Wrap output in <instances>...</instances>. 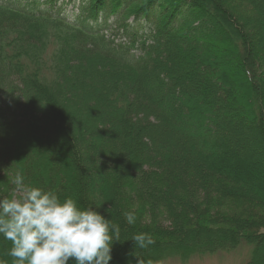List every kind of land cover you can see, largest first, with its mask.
<instances>
[{
  "label": "trees",
  "instance_id": "trees-1",
  "mask_svg": "<svg viewBox=\"0 0 264 264\" xmlns=\"http://www.w3.org/2000/svg\"><path fill=\"white\" fill-rule=\"evenodd\" d=\"M124 1L127 5L114 6L121 15L131 3ZM246 1L255 13L257 40L216 0H144L134 14L152 28L120 41L99 27L98 11L68 21L0 3V198H11L4 180L20 172L26 185L94 207L120 225L109 264L151 258L157 245L162 255H171L170 249L212 252L242 241L264 243V233L255 232L264 227V187L239 178L240 164L230 171L224 158L230 140L219 136L227 123L240 133L244 118L259 126L264 140V56L256 49L264 36V0ZM51 41L57 56L49 60L44 50ZM217 47L240 56V67L229 76L244 93L254 86L253 99L228 94L232 87L226 71L217 68ZM91 61L114 65L104 69ZM207 68L213 69V82H193ZM203 188L214 199L261 206L263 217L210 215L203 197V211L193 215L196 207L188 196ZM135 200L181 206L172 211L171 222L178 223L159 233L166 239L178 228L180 240L135 246L132 237L151 228H136V218L129 224L123 217ZM227 219L239 228L218 224ZM245 229L252 232L242 233ZM1 244L7 241L0 239ZM246 264L261 262L255 254Z\"/></svg>",
  "mask_w": 264,
  "mask_h": 264
},
{
  "label": "rangeland",
  "instance_id": "rangeland-1",
  "mask_svg": "<svg viewBox=\"0 0 264 264\" xmlns=\"http://www.w3.org/2000/svg\"><path fill=\"white\" fill-rule=\"evenodd\" d=\"M130 1L131 3L126 8V10H128V13H125L124 15H121L120 13L115 11V7H117L116 2H120V7L127 5V2L125 3L124 0H114L112 2L111 0H108V2L107 0H0V3L8 4L9 6H16L19 8L30 9L37 14L47 13L52 16H61L68 21H75L78 16H80L81 18L87 15L89 10H93V12L98 11L97 22L99 23V27L105 26L107 29H104L105 31L103 32L108 36L110 35L109 37L114 41H120L131 40V35L133 34L137 37H142L141 35H146L152 28V24L148 20L144 19V17H136L134 14L135 10H137V12H140V9L144 7V0ZM216 2L220 4V6L226 8L228 13H231L237 24L243 25L245 28L244 30H247V32L251 34V36H255L254 39H258L257 31L253 30L255 13L249 2H247L246 0H216ZM256 42L258 43V41ZM257 43H255V45ZM55 44L56 42L54 43L53 41L46 44V49L44 50V57H46V59L51 60L57 56L55 50L56 47L54 48ZM256 49L261 51V57L264 56L263 35L259 38V43L256 45ZM215 52L217 54L215 57L219 59L218 62H216L217 68L226 71V74L228 76L229 73H233V71L235 72L240 67V65L237 64V60L239 61L240 56H238L237 54H228L229 52L225 47L222 49L220 47H217ZM49 60L48 63H50ZM222 60L224 61V63H221ZM91 65L107 69V67L105 66H112L114 65V63L108 61L106 62V64L92 62L90 66ZM201 70L202 71H200V75L196 76L193 82L197 83V81L203 78H207L208 80H210V82H213V80L210 79L213 73V69L207 68L206 70ZM45 74H47V72ZM225 82H228L229 86L232 87L230 88V90H228V94H231L232 96L234 95L235 97H241L243 99L242 101L253 99L252 97L255 95L254 86H252V88L249 89L247 93H244V88L242 86H237L234 76H229ZM239 87H242L243 89ZM71 95L73 96V94ZM80 97L81 96H76L75 98ZM61 98L63 97L61 96ZM73 117H77L78 121H81L79 119V116H77V113L73 115ZM238 123L242 126L240 133L237 134L236 132H234L232 123H227L225 125L226 127L224 128L225 130L221 131V133L219 134L221 138L228 137L230 140L228 144V149L230 152H227L224 155V158L229 164L230 171L232 172L237 171L236 165H241V168H238L237 172V174L240 176L239 178L249 179L252 182H255L264 187V140L260 139L261 137L256 131L257 127L259 126L252 127V125L248 123L244 118L241 119ZM256 125H259V123L257 122ZM233 142H235L237 145H233ZM253 173L255 174V177L251 176ZM14 178L15 177H13V175H8L7 181L4 180L5 187H7V192L9 193L11 198L13 196L20 195L19 189L13 182ZM196 190L198 195L196 194L194 196L192 193L190 194V197L188 196L190 205L194 203V206L196 207V211L194 210L193 215H198L201 211H203L204 205L199 204V202L201 201L200 199L203 197L204 200L206 199V203L209 202V208L205 209L210 210V215L221 214L222 216H243L247 218L263 217V208L261 206L245 207V204L237 206L238 202L235 200H231L230 198L220 197L214 199L211 197V193L204 191V188L203 190ZM195 197L198 199V204L194 199ZM128 208L129 212L131 211L135 213L136 222H139L138 227L136 228H140L141 226L151 227L147 229L145 233L151 235L155 242H163L165 240H169L170 243H174L178 241V228H175L173 230L175 235L170 233L169 237H166V239L165 237L159 235V233L161 232L160 228L167 227V229L171 230L173 229L174 223H178L175 222V218L171 222V219H173L172 211L174 210L173 208H175L176 210H181V206H171V204L166 206H150L149 204L146 205L145 203H142L140 200H135L133 204L131 203L128 206ZM241 209H249L250 211H243ZM183 213L186 215L188 214V211H183ZM123 217L125 218V216ZM227 220L228 221H223L222 223H218V221H216L214 224H212V226L217 225L218 223L224 227L232 229L235 227L239 228V225H237L235 222H232L230 219ZM255 230L256 234L264 233L263 226H258L257 228H255ZM142 232L144 231L142 230ZM251 232L252 229H245L242 233L249 234ZM0 239H4L3 236ZM6 241V246L4 244L0 245L1 264H11L12 260V258L7 255L8 250L11 248V241ZM157 248H159L158 245L153 249L151 258H148L147 256L145 258L136 256L135 262H133L132 264H246V262L255 254L256 259L261 262V264H264V243L257 244L256 242L255 244H251L242 241L239 245L232 249H221L212 252L203 251V249H195L193 253H186L185 249L184 251L179 250L181 252L173 254L170 249L171 255H162L159 250L160 248ZM155 249L159 251L157 252L155 251Z\"/></svg>",
  "mask_w": 264,
  "mask_h": 264
},
{
  "label": "clouds",
  "instance_id": "clouds-1",
  "mask_svg": "<svg viewBox=\"0 0 264 264\" xmlns=\"http://www.w3.org/2000/svg\"><path fill=\"white\" fill-rule=\"evenodd\" d=\"M14 184L20 195L0 198V235L11 241L7 255L11 264H109L120 225L94 207H81L71 196L61 198L55 191L26 185L17 172ZM131 224L135 214H125ZM143 249L155 240L140 232L132 239Z\"/></svg>",
  "mask_w": 264,
  "mask_h": 264
}]
</instances>
